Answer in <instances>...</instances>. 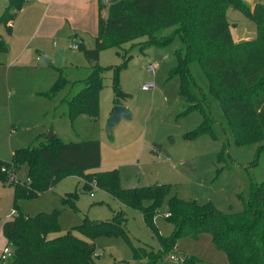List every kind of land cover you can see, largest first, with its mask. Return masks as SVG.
Masks as SVG:
<instances>
[{"label": "trees", "instance_id": "16d2710c", "mask_svg": "<svg viewBox=\"0 0 264 264\" xmlns=\"http://www.w3.org/2000/svg\"><path fill=\"white\" fill-rule=\"evenodd\" d=\"M26 1L8 0L0 15V24L4 25L7 34L11 33L9 24ZM97 6L94 48L87 49L77 42L78 50L96 65L90 67L91 72L80 82L82 89L63 100L70 123L79 117L92 122L98 120L104 71L113 73L112 89L115 104L119 105L117 101L123 94L118 76L131 57L123 58L118 67L103 70L97 64L102 51L119 50L126 43L145 37L146 41L140 46L144 52L151 47L164 48L177 38L185 49L184 53L175 51V66L169 71L168 80L179 79V96L184 104L178 117L193 111L202 115L201 123L183 138L191 141L213 134L214 119L204 107V101L198 98L197 87L189 73V65L196 63L207 80L209 95L220 105L235 143L238 146L263 143L264 149V0L253 6L244 0H97ZM230 7L254 24V39L234 42L226 18ZM168 29H172L170 34L161 35ZM6 52L7 46L0 40V53ZM57 72V79L45 93L49 98L56 97L73 84L63 76V68H57ZM100 163L98 141L64 143L54 134L37 145L13 151L10 162L0 160L3 181L7 171L16 172L21 165L28 168L27 180L12 184L13 218L1 225L3 236L13 249V256L6 264H94L96 247L92 241L101 236L122 237L130 247L132 261L115 264H157L176 249L181 237L198 240L202 234L211 236L214 247L225 254L228 264H264V180L251 183L249 197L241 212L224 213L211 203L201 205L176 195L169 197L171 186L167 184L124 189L117 170L95 172ZM73 174L94 182L122 206L138 211L159 249L133 245L124 229L126 218L122 211L113 213L107 221L83 219L73 229L83 239L72 232L51 238L59 232V212L35 216L20 213L19 198H35L61 177ZM76 197V191L61 197L62 206L78 213ZM164 202L165 220L173 226V233L167 238L160 236L154 225ZM200 263L196 257L186 255L181 264Z\"/></svg>", "mask_w": 264, "mask_h": 264}, {"label": "rangeland", "instance_id": "374dc122", "mask_svg": "<svg viewBox=\"0 0 264 264\" xmlns=\"http://www.w3.org/2000/svg\"><path fill=\"white\" fill-rule=\"evenodd\" d=\"M244 1L253 6L259 0ZM7 2L0 0V15ZM226 18L235 39H254L255 26L241 12L230 7ZM171 30L161 35L170 34ZM0 37L8 46L3 24H0ZM86 39V46L94 48L93 40H88L89 34ZM145 41L146 38L142 37L126 43L119 50L106 49L99 55L97 64L103 70L118 67L123 58L131 57L119 72L118 85L123 96L117 101L130 112L131 119H122L113 128L112 135L107 132L108 121L116 105L112 71L102 74L98 120L92 122L79 117L70 123L63 100L82 89L80 82L89 75L93 64L83 52L67 48L61 54L62 74L73 84L54 98L45 95L58 77L54 65L43 67L40 57L38 62L17 61L16 65L7 63L4 55L0 54V160L10 162L13 151L37 145L49 133L64 143L98 141L101 163L95 172L117 170L124 189L167 184L171 186L169 197L176 195L184 201H196L201 205L211 203L224 213L241 212L249 197L251 183L264 180L263 143L246 146L235 143L220 105L209 95L207 80L196 63L189 65V73L197 87L198 98L204 101V107L214 119L213 134L186 141L184 135L201 123L202 115L193 111L178 117L184 104L179 96V79L168 80L169 71L175 66L174 53L176 50L184 53L185 46L176 38L164 48L151 47L142 52L140 46ZM152 64L156 65L155 73L149 74L146 68ZM150 82L154 84L153 90L145 87ZM27 173L26 165L16 170L20 184L27 180ZM7 179V174L5 181L0 178V256L9 246L1 225L13 218L14 186ZM93 183L75 174L66 175L35 198H19L17 206L26 216L59 212V232L51 238L72 232L83 239L73 230L83 219L107 221L113 213L122 211L126 218L124 229L133 245L158 250V243L141 214L122 206ZM75 191L78 213L61 204V197ZM166 212L164 202L154 219L158 233L165 238L173 233V226L165 220ZM92 242L96 247L94 264L132 261V251L122 237L101 236ZM186 255L196 257L200 264H228L225 254L216 250L209 234L200 235L198 240L181 237L176 249L157 264H181ZM171 257H176V260L172 261ZM6 263L0 261V264Z\"/></svg>", "mask_w": 264, "mask_h": 264}, {"label": "crops", "instance_id": "0c3cea01", "mask_svg": "<svg viewBox=\"0 0 264 264\" xmlns=\"http://www.w3.org/2000/svg\"><path fill=\"white\" fill-rule=\"evenodd\" d=\"M97 21V0H27L9 24L7 52L0 54L7 63L16 65L17 61L38 62L42 56H47L49 66L54 65L57 71L63 60L61 54L67 48L71 50L73 39L91 49L86 46V35L89 34L90 42L91 39L95 42ZM0 40L3 42L2 37ZM233 40L242 42L234 37Z\"/></svg>", "mask_w": 264, "mask_h": 264}, {"label": "built area", "instance_id": "2783aa9c", "mask_svg": "<svg viewBox=\"0 0 264 264\" xmlns=\"http://www.w3.org/2000/svg\"><path fill=\"white\" fill-rule=\"evenodd\" d=\"M70 49L72 50H78V43L75 39H73L70 43V46H69ZM155 69H156V65L152 64V65H149L147 68H146V72L149 73V74H154L155 73ZM148 90H153L154 89V84L152 82L150 83H147L146 86H145ZM4 170V169H3ZM6 172V171H4ZM7 181L9 182V184H16V183H19V181H17L16 179V172H13V171H7ZM95 185V183H93ZM91 197H93V193L90 194ZM14 214V212H13ZM13 256V249L12 247L9 245L8 247H5L1 253V256H0V261L1 262H8L10 261V259L12 258ZM171 260H176V257H171Z\"/></svg>", "mask_w": 264, "mask_h": 264}, {"label": "water", "instance_id": "95a60500", "mask_svg": "<svg viewBox=\"0 0 264 264\" xmlns=\"http://www.w3.org/2000/svg\"><path fill=\"white\" fill-rule=\"evenodd\" d=\"M50 64V59L42 56V66L43 67H48ZM96 63L93 62L92 67H95ZM130 120L131 119V114L130 112L122 105H115L112 109L108 125H107V132L109 135H112L113 128L122 120ZM53 136L52 133H49L46 138L51 139Z\"/></svg>", "mask_w": 264, "mask_h": 264}]
</instances>
